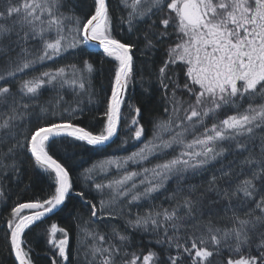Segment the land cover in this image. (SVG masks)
<instances>
[{"label":"snow or ice","instance_id":"6c2138e0","mask_svg":"<svg viewBox=\"0 0 264 264\" xmlns=\"http://www.w3.org/2000/svg\"><path fill=\"white\" fill-rule=\"evenodd\" d=\"M100 52L111 62L103 101ZM137 75L142 97H158L146 140L127 96ZM126 102L140 146L84 169L73 247L71 226L45 227L73 193L60 150L105 146ZM96 103L94 133L75 121ZM26 168L53 190L9 205ZM0 203V264H36L29 232L50 264H264V0H0Z\"/></svg>","mask_w":264,"mask_h":264},{"label":"trees","instance_id":"16d2710c","mask_svg":"<svg viewBox=\"0 0 264 264\" xmlns=\"http://www.w3.org/2000/svg\"><path fill=\"white\" fill-rule=\"evenodd\" d=\"M113 6H115L116 0H111ZM119 28V26H118ZM117 35H122L119 30L117 31ZM161 53H158L155 57L156 60L160 59ZM71 59V57H69ZM96 62L97 72L95 74L94 83L97 90V95L101 101L105 99L107 95H110V73H109V63H102L103 60H107V58L102 57V52L98 55L92 57ZM144 57L137 55L136 63H137V71L139 72L141 69V61L144 60ZM51 65V62H49ZM147 82V76H145V83ZM155 86V85H154ZM141 81L140 76L137 75L134 77V81L129 85V91L127 93L128 100L132 103H136L139 101V106L142 107V116L139 117L141 123L144 125L146 129V135L144 139H149L152 136V119L154 116V108L156 106V101L158 97H152L151 99H145L141 95ZM49 95L48 92L45 93V98ZM54 95V94H52ZM66 99H71L69 94ZM92 111L85 114L84 117L75 121V123L86 127L87 129L95 132H98L102 129V113H103V104L96 103L91 105ZM122 112L127 119H123L120 125L119 135L115 137L112 143L102 146L100 148H93L91 146H82L80 148H69L67 151L63 149L60 150V159L66 164L70 171V177L73 181V193L70 194L68 199L65 202V206H63V211L53 215L51 219L47 222L45 227L50 226L51 223H58L60 226L68 227L71 226L72 229V245L76 246V226L75 221L73 220V216L76 214L77 210L80 209L82 201L80 197L75 196L76 191H80L83 189L85 193H89V188L91 186V181L85 182L82 176L84 169L90 168L93 164L97 162H101L108 158H123L127 155H130L132 151L137 150L140 144L136 141L130 139L131 131L126 127L128 123H130L131 116L134 113L128 108V103L126 102L122 107ZM162 114L163 110L160 109ZM231 114V113H229ZM127 138V142L124 143ZM178 150V149H177ZM171 152V150H169ZM152 163H155V158H150ZM145 166H151L147 162ZM129 170H138L139 166L134 164H129ZM117 175L116 169L113 167L110 169L107 178H112ZM104 174H97L96 180L99 182L104 180ZM22 183L19 184V187L13 184L9 195L11 196V200L8 201V204L21 200L27 201L29 199L36 198H45L50 190H53V185L51 180L48 179L47 175L42 173L39 169L31 170L26 168L25 173L22 177ZM27 186V187H26ZM91 195H95L94 189L90 193ZM160 200H163V196L160 197ZM167 201L164 202V206H167ZM10 210V209H9ZM136 211V209H133ZM8 215V210H5V205L0 203V257L6 256V253L2 251L3 249V230L6 225L3 223L4 217ZM121 227H123V222H117ZM38 231V230H37ZM27 240L30 242L34 251L32 255L36 260V264H50V259L47 255H45V251L47 245L45 243V238L40 237L37 238L35 232H29L27 234ZM147 241L145 240V244Z\"/></svg>","mask_w":264,"mask_h":264},{"label":"water","instance_id":"95a60500","mask_svg":"<svg viewBox=\"0 0 264 264\" xmlns=\"http://www.w3.org/2000/svg\"><path fill=\"white\" fill-rule=\"evenodd\" d=\"M114 139H115V137H113V138H112V140H110L109 142H107V144H106V145H108V144L112 143Z\"/></svg>","mask_w":264,"mask_h":264}]
</instances>
